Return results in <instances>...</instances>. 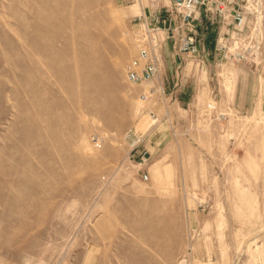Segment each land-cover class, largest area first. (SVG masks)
<instances>
[{
	"label": "rangeland",
	"instance_id": "obj_1",
	"mask_svg": "<svg viewBox=\"0 0 264 264\" xmlns=\"http://www.w3.org/2000/svg\"><path fill=\"white\" fill-rule=\"evenodd\" d=\"M151 3L0 0V264H264V8L171 94L124 69Z\"/></svg>",
	"mask_w": 264,
	"mask_h": 264
},
{
	"label": "built area",
	"instance_id": "obj_2",
	"mask_svg": "<svg viewBox=\"0 0 264 264\" xmlns=\"http://www.w3.org/2000/svg\"><path fill=\"white\" fill-rule=\"evenodd\" d=\"M263 8L264 0H169V4L152 0L136 14L134 40L138 52L124 66L128 80L142 85L160 78L167 42L186 60L197 58L206 64L210 60L204 55L213 54L215 60L227 58L241 62L247 57L248 48L244 44L251 42L252 32L261 26L256 19ZM211 29L217 30L212 49L207 44ZM234 36L238 40L231 49L230 38L235 39ZM175 78L176 83L181 80L182 67L176 69ZM158 91L166 93L162 85ZM209 105L214 107L215 103ZM151 155L152 152L143 151L140 159L146 163ZM142 178L148 180V172H143Z\"/></svg>",
	"mask_w": 264,
	"mask_h": 264
},
{
	"label": "crops",
	"instance_id": "obj_3",
	"mask_svg": "<svg viewBox=\"0 0 264 264\" xmlns=\"http://www.w3.org/2000/svg\"><path fill=\"white\" fill-rule=\"evenodd\" d=\"M212 43H213V41L212 40H209L208 43H207L208 44V47L211 48L213 46ZM163 55H164L163 71L167 67V69L165 71H168V74H170L172 76V77H170L168 79V83H169V87L171 86V89H173L172 92H171V94H173V93L178 92V90L182 89L183 85L185 84L184 83L185 82V75L187 74V71H190V70H188V62H187L186 59L183 58V56L181 54H179L178 52H176L173 49V47L171 46V43L170 42H167L166 43L165 48H164V54ZM204 57L206 59H209L210 60L211 57H214V55L213 54L211 56L204 55ZM179 66L182 67V78H181L180 81H178L176 83L174 81L176 79V78H174L175 77V71H176V69ZM248 107L250 109L251 106L249 105ZM256 110H261V103L260 102L258 103ZM153 132L155 133V130ZM153 132L151 131V133H152V139L154 140V142H153L154 145H150V148L151 147L152 148H156L157 145L161 144L167 138V136H165L162 133L156 132L154 134ZM153 134H154V136H153ZM150 148L149 147L144 148V151H149V152H152L153 153L154 150H150Z\"/></svg>",
	"mask_w": 264,
	"mask_h": 264
},
{
	"label": "bare ground",
	"instance_id": "obj_4",
	"mask_svg": "<svg viewBox=\"0 0 264 264\" xmlns=\"http://www.w3.org/2000/svg\"><path fill=\"white\" fill-rule=\"evenodd\" d=\"M138 1H139V0H138ZM141 11H143V9H142ZM141 11H140V12H141ZM235 37H236V36H234V38H235ZM235 40H238V38L235 39ZM232 48H233V46L231 47V49H232ZM151 83H152V82H148V83H146V85L149 86ZM144 94L147 95L145 92H144ZM153 118H154V117H153ZM156 120H157V119L154 118V122H155Z\"/></svg>",
	"mask_w": 264,
	"mask_h": 264
}]
</instances>
